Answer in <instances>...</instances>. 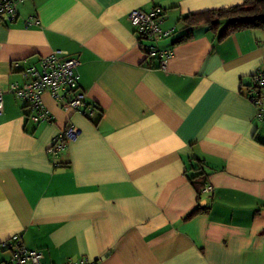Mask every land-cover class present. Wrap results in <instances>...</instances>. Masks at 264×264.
<instances>
[{
  "label": "crops",
  "instance_id": "0c3cea01",
  "mask_svg": "<svg viewBox=\"0 0 264 264\" xmlns=\"http://www.w3.org/2000/svg\"><path fill=\"white\" fill-rule=\"evenodd\" d=\"M241 2L24 0L0 17V242L20 234L44 264H264V122L244 95L264 70V30L218 40L183 21ZM156 6L174 29L155 42L173 51L165 69L127 19ZM55 50L77 59L91 116L45 92L51 121L34 122L10 91ZM69 123L78 135L54 159ZM11 255L0 247V262Z\"/></svg>",
  "mask_w": 264,
  "mask_h": 264
},
{
  "label": "built area",
  "instance_id": "2783aa9c",
  "mask_svg": "<svg viewBox=\"0 0 264 264\" xmlns=\"http://www.w3.org/2000/svg\"><path fill=\"white\" fill-rule=\"evenodd\" d=\"M24 0H0V17L12 21L18 14V5ZM164 15L161 7H153L149 11L133 9L127 14V19L134 29L137 43L146 58L154 57L159 60L160 69H165L168 59L172 56L171 48H157L155 42L171 36L174 29H163L160 20ZM77 59L60 50L52 51L40 60L39 66H31L23 70L24 82H13L10 91L15 97L23 100L31 108V119L34 122L51 121L48 109L42 103V95L47 92L59 101L61 108L73 112H81L86 116L92 115V107L86 104L85 94L77 85ZM2 91H0V113L3 109ZM245 97L255 109V118L264 122V70L256 72L247 86ZM78 135V129L71 123L52 140L47 152L58 159L67 144ZM210 189V188H207ZM3 250L11 251L9 259L0 264H44L43 253L39 249H29L23 245L20 234L0 242ZM88 257L68 258L58 264H94Z\"/></svg>",
  "mask_w": 264,
  "mask_h": 264
},
{
  "label": "trees",
  "instance_id": "16d2710c",
  "mask_svg": "<svg viewBox=\"0 0 264 264\" xmlns=\"http://www.w3.org/2000/svg\"><path fill=\"white\" fill-rule=\"evenodd\" d=\"M183 21L186 22L188 28L196 25L206 26L209 30L217 33L218 40L243 29L264 30V0H242L241 3L224 9H211L201 13L188 14L183 18ZM191 33H183L177 37L175 43L190 39L193 36ZM191 181L195 184L192 178ZM201 208L197 205L187 218L199 213Z\"/></svg>",
  "mask_w": 264,
  "mask_h": 264
}]
</instances>
